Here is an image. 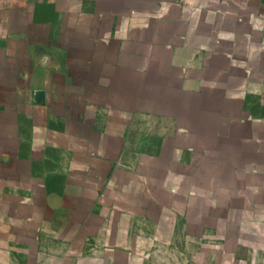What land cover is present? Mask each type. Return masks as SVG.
<instances>
[{
  "label": "crops",
  "instance_id": "obj_1",
  "mask_svg": "<svg viewBox=\"0 0 264 264\" xmlns=\"http://www.w3.org/2000/svg\"><path fill=\"white\" fill-rule=\"evenodd\" d=\"M178 230L264 264V0H0V264H148Z\"/></svg>",
  "mask_w": 264,
  "mask_h": 264
},
{
  "label": "rangeland",
  "instance_id": "obj_2",
  "mask_svg": "<svg viewBox=\"0 0 264 264\" xmlns=\"http://www.w3.org/2000/svg\"><path fill=\"white\" fill-rule=\"evenodd\" d=\"M197 243L186 242L183 230H178L173 238L165 232L161 243L151 251L148 264H195L192 256Z\"/></svg>",
  "mask_w": 264,
  "mask_h": 264
},
{
  "label": "water",
  "instance_id": "obj_3",
  "mask_svg": "<svg viewBox=\"0 0 264 264\" xmlns=\"http://www.w3.org/2000/svg\"><path fill=\"white\" fill-rule=\"evenodd\" d=\"M37 99H38V101H42L44 99V91H42V90L38 91Z\"/></svg>",
  "mask_w": 264,
  "mask_h": 264
}]
</instances>
